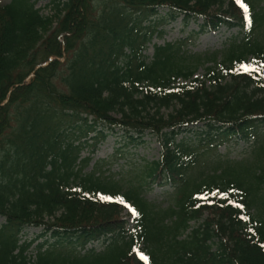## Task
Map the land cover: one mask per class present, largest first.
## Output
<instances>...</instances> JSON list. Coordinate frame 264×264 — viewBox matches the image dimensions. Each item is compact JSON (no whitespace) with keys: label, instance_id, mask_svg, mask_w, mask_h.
I'll list each match as a JSON object with an SVG mask.
<instances>
[{"label":"trees","instance_id":"1","mask_svg":"<svg viewBox=\"0 0 264 264\" xmlns=\"http://www.w3.org/2000/svg\"><path fill=\"white\" fill-rule=\"evenodd\" d=\"M39 1L0 5V264H264V0H49L47 15ZM160 11L237 32L148 60ZM199 124L201 154L176 141ZM101 128L156 137L158 160L117 177V151L84 172ZM238 142L253 144L239 160L215 156ZM154 186L172 189L161 204Z\"/></svg>","mask_w":264,"mask_h":264},{"label":"rangeland","instance_id":"2","mask_svg":"<svg viewBox=\"0 0 264 264\" xmlns=\"http://www.w3.org/2000/svg\"><path fill=\"white\" fill-rule=\"evenodd\" d=\"M11 0H0V5H7ZM49 0H41L35 4V8L41 11V14H49L48 9ZM264 6V2H263ZM165 12L160 11L158 17L161 18H152V39L144 45L145 51L144 56L150 60L153 55L154 46H163L165 44H177L182 43L186 44V49L192 51L193 53H204L206 51L220 50L222 48V43L225 42L229 37L236 34V30H230L225 27H222L217 32H207L200 31L201 21L196 23L192 21H182V17H178L176 20H170L162 18L164 17ZM144 28V26H143ZM51 60V59H49ZM48 60V61H49ZM61 62H63L61 60ZM202 75V70H199L195 77L200 78ZM163 113L166 111L161 110ZM117 116H115L116 118ZM118 118V117H117ZM102 129L105 139L99 144H96V147H82L80 152V158H89V164L84 170L89 172L93 166L99 162H107L110 158L114 157L117 151L124 154L123 157L118 156L119 158L115 161L112 158V164H108L109 168L107 169L111 174L116 175L117 177H129L133 174L132 170L139 168L144 162H150L157 160L160 156V145L157 139L150 134L145 133L142 138L135 139V143L130 144L127 138V135L122 132H117L115 130L113 133L109 132L106 129ZM204 130L201 124L197 127H187L183 130L179 136L176 138V141H181L182 139L193 145L194 148L198 149V154L204 152L206 148L211 146L206 143H203L201 147L196 145L197 136L196 133ZM101 131V130H100ZM71 133L69 134V136ZM212 144V143H211ZM76 145V144H75ZM215 145V144H212ZM253 147V144H244L243 142H238L236 144H223L215 148L214 154L220 158L236 159L239 160L240 157L244 156L246 152ZM95 149V150H94ZM246 151V152H244ZM244 152V153H243ZM172 189L170 187L159 188L154 186L152 191L146 194V199L150 202L161 204L163 200V193L170 192ZM130 208H125L122 212V218L126 222V228L131 229L134 222L130 218ZM5 220L0 217V225H2ZM195 224V226H197ZM40 234L39 229H26L21 234L20 243L23 241H31L36 239ZM53 241L48 234L46 237H43L39 240H35L32 248V254L34 253V247L38 243H42L44 240ZM91 248H95V251L101 250V245H92ZM29 251V252H30ZM31 254V255H32Z\"/></svg>","mask_w":264,"mask_h":264}]
</instances>
